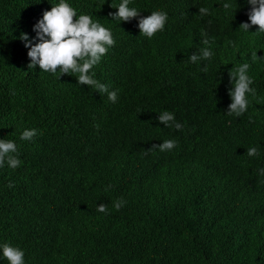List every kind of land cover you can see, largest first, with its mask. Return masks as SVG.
<instances>
[{"label":"trees","instance_id":"1","mask_svg":"<svg viewBox=\"0 0 264 264\" xmlns=\"http://www.w3.org/2000/svg\"><path fill=\"white\" fill-rule=\"evenodd\" d=\"M65 2L111 30L91 72L118 99L28 68L21 34L39 43L34 25L59 0H0V139L21 161L0 167V245L25 264H264V33L240 30L248 0H130L140 16L127 22L109 15L121 0ZM154 11L168 19L147 38L139 19ZM204 47L212 58L190 63ZM243 63L256 94L230 116L229 72ZM163 111L182 130L161 124ZM166 139L176 147L148 152Z\"/></svg>","mask_w":264,"mask_h":264},{"label":"clouds","instance_id":"2","mask_svg":"<svg viewBox=\"0 0 264 264\" xmlns=\"http://www.w3.org/2000/svg\"><path fill=\"white\" fill-rule=\"evenodd\" d=\"M130 0H121L115 13H110L112 20L127 22L140 16V12L135 7H129ZM251 10L248 13V20L240 25V30L249 33V30L256 26L258 30L255 33H264V0H248ZM233 5L230 2L222 4L224 10H230ZM209 9L205 7L199 8L200 15H207ZM168 16L165 12L154 11L147 17L139 19V29L141 35L152 38L157 32L163 31ZM36 33V39L39 43L33 44L27 34H21L20 39L25 42V47L30 49L27 53L31 63L28 68H39L44 72L59 73L61 75L75 74L79 84L88 85L100 93H106L108 100L115 103L118 99L117 91H109L108 86L100 83L94 78L95 73L91 72L94 66L100 63L108 49L115 44L112 32L106 28L98 20H94L92 16L87 14L77 15L76 9L70 6L65 0H59V3L52 5L50 11L43 13L33 28ZM254 33V34H255ZM202 35H205L202 33ZM231 43V42H230ZM203 44L208 45L209 40L204 39ZM213 52L209 47L200 50V55H193L189 58L192 64L198 63L200 60H210ZM253 59L257 58V53L252 54ZM250 65L243 63L238 67L232 68L229 77L232 83V90L229 92L232 103L228 110V115L239 117L247 111L248 99L247 94L253 96L256 90L250 87L254 80L249 76ZM207 72V67L202 69ZM159 121L166 127H175L182 130V125L175 121L173 113L163 111L159 114ZM98 127V126H97ZM37 135V130H25L21 136V140L30 141ZM175 140H164L160 145H154L151 151L159 150L160 152L170 151L176 147ZM17 146L14 141L0 139V167L5 163L16 169L21 164L20 159L14 155ZM248 157L259 155L257 146H250L247 149ZM260 175L264 176V169H260ZM9 184V187H12ZM112 186L108 185L105 191ZM126 201L121 197L115 201L113 207L119 211ZM97 211L107 214V206L101 204L97 207ZM3 257L8 264H25V253L18 247H13L9 243L0 245Z\"/></svg>","mask_w":264,"mask_h":264}]
</instances>
